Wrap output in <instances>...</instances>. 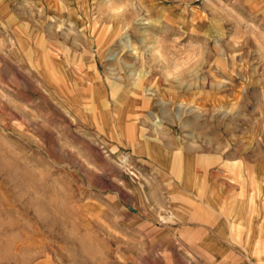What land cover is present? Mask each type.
<instances>
[{
  "label": "rangeland",
  "instance_id": "rangeland-1",
  "mask_svg": "<svg viewBox=\"0 0 264 264\" xmlns=\"http://www.w3.org/2000/svg\"><path fill=\"white\" fill-rule=\"evenodd\" d=\"M158 133L253 183L264 0H0V264H209L158 233Z\"/></svg>",
  "mask_w": 264,
  "mask_h": 264
},
{
  "label": "crops",
  "instance_id": "crops-1",
  "mask_svg": "<svg viewBox=\"0 0 264 264\" xmlns=\"http://www.w3.org/2000/svg\"><path fill=\"white\" fill-rule=\"evenodd\" d=\"M171 134L139 135V153L157 169L159 202L172 219L158 233L186 259L264 264V162L250 164L253 183H235L214 165L212 153L192 145L179 152L177 141L164 142Z\"/></svg>",
  "mask_w": 264,
  "mask_h": 264
},
{
  "label": "clouds",
  "instance_id": "clouds-1",
  "mask_svg": "<svg viewBox=\"0 0 264 264\" xmlns=\"http://www.w3.org/2000/svg\"><path fill=\"white\" fill-rule=\"evenodd\" d=\"M175 71H179V69H176Z\"/></svg>",
  "mask_w": 264,
  "mask_h": 264
}]
</instances>
